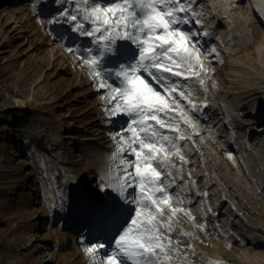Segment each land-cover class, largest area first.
<instances>
[{
	"label": "rangeland",
	"instance_id": "rangeland-1",
	"mask_svg": "<svg viewBox=\"0 0 264 264\" xmlns=\"http://www.w3.org/2000/svg\"><path fill=\"white\" fill-rule=\"evenodd\" d=\"M62 7L73 5L0 0V264H89L87 244L114 247L107 209L135 207L109 186L121 166L112 136L128 118L106 114V90L68 51L98 54L90 38L48 23ZM194 7L208 32L202 48L216 52L202 57L206 74L196 69L204 86L191 84L199 111L187 115L199 135L183 126L192 137L180 142L187 162L176 159L170 169L169 191L183 199L173 207L196 218L174 220L172 235L188 258L170 264H264V0H196ZM135 195L126 190L128 201Z\"/></svg>",
	"mask_w": 264,
	"mask_h": 264
},
{
	"label": "snow or ice",
	"instance_id": "snow-or-ice-1",
	"mask_svg": "<svg viewBox=\"0 0 264 264\" xmlns=\"http://www.w3.org/2000/svg\"><path fill=\"white\" fill-rule=\"evenodd\" d=\"M54 2L73 7H62L48 23H67L72 32L90 38L95 45L98 54L91 47L68 51L75 52L88 66L94 86L106 90L110 105L105 106L106 114L128 118L112 136L118 145L113 160L119 158L121 166L109 186L125 204L130 202L135 207L128 209L114 202L107 209L116 226L114 247L107 241L87 244L84 251L90 257L89 264H170L174 258L186 260L188 253L172 235L178 231L174 220L195 222L196 218L190 209L173 207L174 203L182 205L183 199L180 193L169 191L176 183L170 169L176 167V159L187 162L180 142L192 137L184 134L183 126L199 135L193 117L187 115V111H199L191 99V84L204 86L202 57L207 59L216 52L215 48L204 50L199 39L208 35L201 31L203 12L194 7L196 0ZM187 25H200V29ZM105 60L113 67H103ZM126 155L134 159L127 160ZM128 188L136 192L131 201L126 196ZM165 213H170L166 221ZM207 264L222 262L209 260Z\"/></svg>",
	"mask_w": 264,
	"mask_h": 264
},
{
	"label": "bare ground",
	"instance_id": "bare-ground-1",
	"mask_svg": "<svg viewBox=\"0 0 264 264\" xmlns=\"http://www.w3.org/2000/svg\"><path fill=\"white\" fill-rule=\"evenodd\" d=\"M217 25H218V23L215 24V28L217 27ZM263 82H264V81H263ZM86 140H88V139H86ZM93 225H94V224H93Z\"/></svg>",
	"mask_w": 264,
	"mask_h": 264
}]
</instances>
